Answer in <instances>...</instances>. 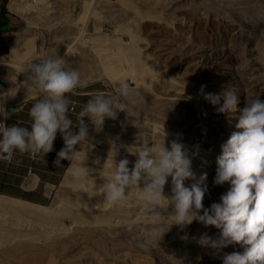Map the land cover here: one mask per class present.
<instances>
[{
	"label": "rangeland",
	"instance_id": "obj_1",
	"mask_svg": "<svg viewBox=\"0 0 264 264\" xmlns=\"http://www.w3.org/2000/svg\"><path fill=\"white\" fill-rule=\"evenodd\" d=\"M17 1L19 6L15 4L13 10L23 17L24 26L10 47L1 49L7 57L0 58L5 65L0 67L4 80L0 84L5 87L0 86V94L9 92L3 101L5 110L39 95L27 81L25 69L57 55L66 60L67 68L80 73V110L92 93L116 96L121 81L130 83L132 94L123 101L129 116L119 112L116 120H106L103 131L97 133L85 118L89 144L81 163L88 156L85 166L95 169L89 177L74 183L66 171L61 183L49 191V198L33 202L12 197L31 203L30 208H18L14 201L0 206V240L13 235L1 217L27 223L32 229L19 230L17 236L36 240L0 250V264H223L225 254L243 253L239 244L220 251L200 246L202 235L216 239L220 230L198 221L181 231L165 220V235L157 245L142 248L143 233L151 225L140 194L133 197L138 191L126 202L111 206L100 193L89 196L87 189L70 195L68 187L103 185L115 157L117 162L127 158L130 169L134 166L136 157L123 146L134 152L140 145L161 143L167 136V146L178 140L192 160L196 179L185 181V186L191 187L206 174L204 207L220 202L230 185L214 184L217 158L221 146L238 131V113H218L201 95V86H206L204 93L216 95L230 88L240 98L239 108L255 98L264 101V0ZM113 143L119 155L113 147L99 174ZM165 195H171V178ZM101 201L105 211L99 210ZM87 207L97 210L82 211ZM46 226L62 227L68 234L40 242L52 236L41 231Z\"/></svg>",
	"mask_w": 264,
	"mask_h": 264
},
{
	"label": "clouds",
	"instance_id": "obj_2",
	"mask_svg": "<svg viewBox=\"0 0 264 264\" xmlns=\"http://www.w3.org/2000/svg\"><path fill=\"white\" fill-rule=\"evenodd\" d=\"M25 72L27 81L42 98L29 110L32 119L30 129L17 124L6 126L0 122V159L11 162L17 152L32 158L46 156L53 151L59 133L65 146L57 153L55 166L63 167L61 161L66 160L72 181L78 183L84 180L95 171L85 166L88 156L81 163L85 146L89 144V127L85 118L99 133L103 131L106 120H116L119 112L129 116L128 105L123 101L131 96L132 86L127 81H121L116 96L104 92L90 94L91 98L77 114L74 127L69 116L70 96L78 95L77 89L82 86L79 71L67 68L66 60L57 55L30 63ZM204 87L201 86V95L218 113H238L235 125L238 131L233 132L221 146L222 152L217 158L214 184L230 185L227 192L221 195L220 202L212 203L210 208L204 207L206 174L191 187L185 186V181L196 179L192 160L185 145L178 140H172L170 147L167 146V136L161 143L140 145L134 152L129 151L130 147L123 146L136 157L134 166L130 169L127 158L117 162L115 157L109 177L104 179L98 191L102 193L104 202L111 206H118L126 202L134 191L139 192L151 225L143 233L142 248L157 245L159 238L165 235L162 227L165 220L181 231L198 221L220 230L216 239L202 235L198 240L200 246L216 251L234 244L244 247L243 253L225 254L223 264H264V101L255 98L239 108L240 98L230 88L222 95H216L204 93ZM8 97L9 92L0 94V116L5 121L19 110L13 109L11 113L5 110L3 101ZM186 99L191 100L192 97ZM113 147L116 156L119 155V147L113 143L99 174L107 166ZM95 163L99 164L100 160ZM169 178L171 195L166 196L165 186Z\"/></svg>",
	"mask_w": 264,
	"mask_h": 264
},
{
	"label": "crops",
	"instance_id": "obj_3",
	"mask_svg": "<svg viewBox=\"0 0 264 264\" xmlns=\"http://www.w3.org/2000/svg\"><path fill=\"white\" fill-rule=\"evenodd\" d=\"M14 5V2L0 0V49L9 48L24 26L25 21L20 14L14 12ZM41 98L39 94L19 104L8 106L6 111L9 113L13 109L19 108V110L6 120V126L17 124L30 129L32 119L29 110ZM70 99L72 104H70L69 116L75 127L80 110L79 94L70 96ZM1 118L3 117L0 116ZM64 146L63 138L58 133L53 151L46 156L32 158L26 153L17 152L11 162L0 159V194L33 202L49 198V191L61 183L69 166L66 160L61 161L63 167H56L54 164L57 153Z\"/></svg>",
	"mask_w": 264,
	"mask_h": 264
},
{
	"label": "bare ground",
	"instance_id": "obj_4",
	"mask_svg": "<svg viewBox=\"0 0 264 264\" xmlns=\"http://www.w3.org/2000/svg\"><path fill=\"white\" fill-rule=\"evenodd\" d=\"M31 10V9H30ZM4 57H7V56H3V57H0V58H4ZM2 66H5L4 64H2V63H0V67H2ZM17 71V70H16ZM0 86L1 87H3V88H5L4 86H2L1 84H0ZM7 89V88H6ZM6 92V91H5ZM183 97H188V96H191V95H182ZM192 97V99L191 100H193V101H195V102H198L199 101V98L198 97H193V96H191ZM190 100V101H191ZM71 185V184H70ZM73 185H75V186H71V187H68L69 189H70V195H72V194H74L75 192H77V191H80V192H84V191H86L87 189H89L88 190V194H89V196H91V195H93V196H95L97 193H100L99 195L101 196L102 195V193L100 192V191H98L99 190V188L102 186V185H100L99 183H95V184H93L92 186H90V187H87V186H80V185H76V184H73ZM136 192H134V194H133V197L134 198H137V197H139V193L137 192L136 194H135ZM103 196V195H102ZM98 197V196H97ZM11 201H14V203H15V206L16 207H18V208H21V207H24V208H30V204L31 203H27V202H25V201H22V200H18V199H14V198H12V197H9V196H5V197H0V206L2 207V208H5V207H7V206H10V204H11ZM71 203V202H70ZM101 203H102V205H101V207H100V209L99 210H101V211H105L106 210V206H104L103 205V202L101 201ZM29 204V205H28ZM100 204V203H99ZM140 205V204H139ZM137 206V208H139V207H141V206ZM32 206V205H31ZM39 206V205H38ZM53 206V205H52ZM33 207V206H32ZM35 207V206H34ZM32 208V209H34V211H39V210H35V208ZM58 207V206H57ZM64 207V206H63ZM67 208H70V207H68V206H66ZM73 207V209H74V207L75 206H72ZM40 208V207H39ZM38 208V209H39ZM43 208V207H42ZM12 209V208H11ZM37 209V208H36ZM41 209V208H40ZM51 209V208H50ZM79 211H81L82 209H78ZM97 209L96 208H92V209H90L89 207H87L86 209H84V210H82V211H84V212H87V213H90V212H95ZM9 211V210H8ZM42 211V210H41ZM43 211H44V209H43ZM15 212V211H14ZM45 212V211H44ZM46 212H47V210H46ZM45 212V213H46ZM54 212V211H53ZM5 213V212H4ZM17 213V212H16ZM44 213V214H45ZM52 213V212H51ZM47 215V214H46ZM3 216V215H2ZM23 216H24V214H23ZM28 217V216H27ZM26 217V218H27ZM56 217V216H55ZM1 220H3V221H1V222H3L4 224H7V228H10V232L13 234L12 236H10V237H8V238H5V239H7V241L6 240H4V241H2V239L0 240V250H6V248L7 249H10V247H15V245H17V246H19L23 241H25L26 243L27 242H35L36 240H34V238H32V239H30L31 238V236H30V238H21V237H19V236H17V232L19 231V230H24V231H28V230H30V229H32V227L30 226V225H28L27 223H25V222H22V221H16V220H14V219H9L8 217H1ZM56 220V219H55ZM29 221V220H28ZM35 221V220H34ZM60 221V220H59ZM27 222V221H26ZM39 224V223H38ZM53 225V224H52ZM41 226V225H40ZM69 226V225H68ZM43 227H44V225H43ZM48 226H46V229H42L41 228V231H43V232H45V233H51L52 234V236H50V237H46V239H43L42 238V240L40 241V242H44V243H48V242H51V240H53V239H55V238H58L59 239V237H62V236H65V235H67L68 234V230L67 229H62V227H60V229L61 230H52V229H48L47 228ZM70 227V226H69ZM35 228H37V227H35ZM38 228H39V226H38ZM58 229H59V227H58ZM34 230V229H33ZM71 230V229H70ZM1 231V230H0ZM39 233V232H38ZM20 234V233H19ZM27 234V233H26ZM58 239H56V240H58ZM37 240H38V238H37ZM53 242V241H52ZM9 251V250H8ZM8 255V254H7ZM4 257H6V256H4Z\"/></svg>",
	"mask_w": 264,
	"mask_h": 264
},
{
	"label": "built area",
	"instance_id": "obj_5",
	"mask_svg": "<svg viewBox=\"0 0 264 264\" xmlns=\"http://www.w3.org/2000/svg\"><path fill=\"white\" fill-rule=\"evenodd\" d=\"M9 2H14L17 6H19V2L17 1V0H15V1H12V0H8ZM16 5H14V6H16ZM15 12V11H14ZM17 13V12H16ZM3 56H5L4 54H3V51H1V49H0V57H3ZM0 83H4V80L2 79V78H0ZM0 122H3V123H5L6 124V121L3 119V118H1L0 119Z\"/></svg>",
	"mask_w": 264,
	"mask_h": 264
}]
</instances>
